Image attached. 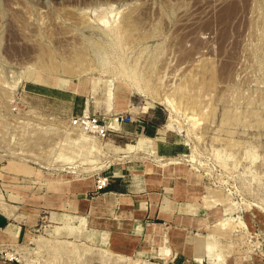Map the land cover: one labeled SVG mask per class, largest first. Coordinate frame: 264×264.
Listing matches in <instances>:
<instances>
[{
	"label": "rangeland",
	"instance_id": "rangeland-1",
	"mask_svg": "<svg viewBox=\"0 0 264 264\" xmlns=\"http://www.w3.org/2000/svg\"><path fill=\"white\" fill-rule=\"evenodd\" d=\"M0 212V264H264V0H0Z\"/></svg>",
	"mask_w": 264,
	"mask_h": 264
},
{
	"label": "built area",
	"instance_id": "built-area-1",
	"mask_svg": "<svg viewBox=\"0 0 264 264\" xmlns=\"http://www.w3.org/2000/svg\"><path fill=\"white\" fill-rule=\"evenodd\" d=\"M71 121L76 125L79 130L86 133H91L94 136L105 137L109 132L117 131L113 130L114 127H109V125H103L100 123L97 117L92 116L89 113L83 112L79 116H72ZM92 135V136H93ZM108 184L107 178H103L96 181L95 190L100 191L104 189Z\"/></svg>",
	"mask_w": 264,
	"mask_h": 264
},
{
	"label": "crops",
	"instance_id": "crops-1",
	"mask_svg": "<svg viewBox=\"0 0 264 264\" xmlns=\"http://www.w3.org/2000/svg\"><path fill=\"white\" fill-rule=\"evenodd\" d=\"M139 126L142 127L141 125H139ZM142 128H144V127H142ZM116 199H118V198H116ZM119 199L122 201L123 197L120 196ZM8 219H9V217L6 214L0 212V228L7 226ZM20 230H21V227L16 230L17 234L19 233ZM167 239L168 238L166 236H152L151 241L155 244V246L151 245L149 247V251L151 252L150 255L153 257H156L158 255L167 254V250L170 251L168 246H166V244H165V242L168 241ZM172 239H173V241L177 242L180 240V236L178 234H176V235H174V237ZM161 241H163V242H161ZM137 254L142 255V254H145V252L144 251H138ZM196 259H197V255L193 258V260L196 261ZM167 264H184V263L182 261H180V257L178 255H174L167 260ZM212 264H216V263H212Z\"/></svg>",
	"mask_w": 264,
	"mask_h": 264
},
{
	"label": "bare ground",
	"instance_id": "bare-ground-1",
	"mask_svg": "<svg viewBox=\"0 0 264 264\" xmlns=\"http://www.w3.org/2000/svg\"><path fill=\"white\" fill-rule=\"evenodd\" d=\"M86 113V112H85ZM87 114V113H86ZM53 125V124H52ZM71 125L73 126V127H76V125H74V123L71 121ZM139 146V148H141V149H143L144 148V146H145V144H144V142L142 141V140H140L139 141V144H138ZM128 147H130V146H128ZM165 161V160H164ZM165 162H169L171 165H176V164H178V162L176 161V160H166ZM173 166V167H174ZM176 168V167H175Z\"/></svg>",
	"mask_w": 264,
	"mask_h": 264
}]
</instances>
